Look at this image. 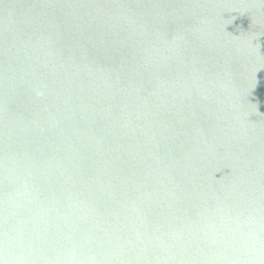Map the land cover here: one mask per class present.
<instances>
[{
	"label": "water",
	"instance_id": "95a60500",
	"mask_svg": "<svg viewBox=\"0 0 264 264\" xmlns=\"http://www.w3.org/2000/svg\"><path fill=\"white\" fill-rule=\"evenodd\" d=\"M0 264H264V0H0Z\"/></svg>",
	"mask_w": 264,
	"mask_h": 264
}]
</instances>
